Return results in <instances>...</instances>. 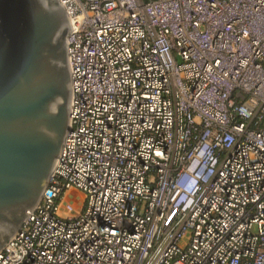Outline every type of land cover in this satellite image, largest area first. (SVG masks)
I'll list each match as a JSON object with an SVG mask.
<instances>
[{
    "label": "built area",
    "instance_id": "obj_1",
    "mask_svg": "<svg viewBox=\"0 0 264 264\" xmlns=\"http://www.w3.org/2000/svg\"><path fill=\"white\" fill-rule=\"evenodd\" d=\"M60 1L70 130L0 264H264V0Z\"/></svg>",
    "mask_w": 264,
    "mask_h": 264
},
{
    "label": "water",
    "instance_id": "obj_2",
    "mask_svg": "<svg viewBox=\"0 0 264 264\" xmlns=\"http://www.w3.org/2000/svg\"><path fill=\"white\" fill-rule=\"evenodd\" d=\"M71 29L60 0H0V252L41 201L70 130Z\"/></svg>",
    "mask_w": 264,
    "mask_h": 264
},
{
    "label": "rangeland",
    "instance_id": "obj_3",
    "mask_svg": "<svg viewBox=\"0 0 264 264\" xmlns=\"http://www.w3.org/2000/svg\"><path fill=\"white\" fill-rule=\"evenodd\" d=\"M84 194L77 189H69L61 200V210L64 214H76L82 204Z\"/></svg>",
    "mask_w": 264,
    "mask_h": 264
}]
</instances>
